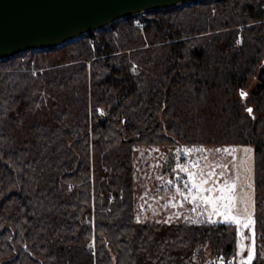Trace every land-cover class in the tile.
<instances>
[{
  "label": "trees",
  "instance_id": "16d2710c",
  "mask_svg": "<svg viewBox=\"0 0 264 264\" xmlns=\"http://www.w3.org/2000/svg\"><path fill=\"white\" fill-rule=\"evenodd\" d=\"M179 143L254 145L264 264V0L152 8L1 58L0 264L237 257L235 224L140 221L135 147Z\"/></svg>",
  "mask_w": 264,
  "mask_h": 264
},
{
  "label": "rangeland",
  "instance_id": "374dc122",
  "mask_svg": "<svg viewBox=\"0 0 264 264\" xmlns=\"http://www.w3.org/2000/svg\"><path fill=\"white\" fill-rule=\"evenodd\" d=\"M189 149H192V151L189 152ZM196 149L202 151L197 152ZM217 149L220 151L218 152ZM225 149L228 151H224ZM245 149L251 151L246 153ZM135 152L136 202L141 222L176 223L188 220H215L221 222L224 220L226 211H228L229 218H231L234 214L230 211L232 208L243 213L245 206L241 203V200L245 198L247 200V211L252 213L254 218L255 147L253 144L219 143L187 146L179 143L177 145H139L135 147ZM193 158L199 161L201 167H193ZM225 164L229 166L228 170L223 169ZM177 165H183L189 171H195L197 177L190 181L189 174L180 171ZM213 169L217 174L221 171L224 172V175L219 179L216 176L212 177V180L216 181L217 187H223L224 180H228L230 183L235 181L236 183L234 189L225 190L223 195L227 199L218 201L219 207H215L213 203L206 205L200 200L203 195H221L218 191L213 193L203 192V188L210 187L211 183L202 185L201 189L193 190L192 193H188L183 185L184 181H189V187H191V183L199 182L201 172L207 173ZM177 186H179L180 191L177 190ZM181 191L184 192V195H181ZM192 195L197 196L196 202L191 200ZM185 196L188 198L185 199ZM232 196H236L237 199L233 201ZM225 203L229 205L228 210L224 208ZM243 233L238 249L237 264H245L247 253L252 244V240L246 238L250 235L249 230L243 229ZM256 243L255 233V245Z\"/></svg>",
  "mask_w": 264,
  "mask_h": 264
},
{
  "label": "water",
  "instance_id": "95a60500",
  "mask_svg": "<svg viewBox=\"0 0 264 264\" xmlns=\"http://www.w3.org/2000/svg\"><path fill=\"white\" fill-rule=\"evenodd\" d=\"M198 0H0V59L62 45L120 18Z\"/></svg>",
  "mask_w": 264,
  "mask_h": 264
},
{
  "label": "snow or ice",
  "instance_id": "6c2138e0",
  "mask_svg": "<svg viewBox=\"0 0 264 264\" xmlns=\"http://www.w3.org/2000/svg\"><path fill=\"white\" fill-rule=\"evenodd\" d=\"M241 95L243 97V96L246 95V93L242 92ZM247 111L249 112V114H251L253 110L251 108H248ZM188 151L191 152L192 149H189ZM196 151L199 152V151H202V150L201 149H196ZM217 151L219 152L220 150L217 149ZM224 151H228V150L225 149ZM244 151L247 153V152H249L251 150L250 149H245ZM193 167H201L200 164H199V161L196 158H193ZM177 168L180 171L187 172L189 174V180L190 181L197 177V173L195 171H189V169L184 167L183 165H177ZM228 168H229V166L227 164L223 165V169L224 170H228ZM245 171H247V169H245ZM223 175H224L223 171H221L220 173L217 174L215 172V169H213L212 171H209L207 173L201 172L200 173V177L201 178H200L199 182L198 183H191V187H189V181H184L183 182L184 189H186L188 191V193H192L193 190L201 189L202 185H206V184L211 183L210 187L203 188V192H205V193H213L214 191H218L219 193H221V195H219V196L203 195V196L200 197V200L203 203H205L206 205L209 204V203H213L215 207H219L218 201H223V200L227 199L223 195L225 190L226 189H234L236 187L235 181L230 183L228 180H224L223 181V184H224L223 187H217L216 181L212 180V177L216 176L217 179H219ZM177 179H179V177H177ZM177 190L180 191L179 186H177ZM181 195H184L183 191H181ZM187 198L188 197L185 196V199H187ZM231 199L233 201H235L237 198H236V196H232ZM191 200L193 202H196L197 201V196L196 195H192L191 196ZM241 203H243L244 206H245L243 213H241L238 209L232 208V209H230V211L233 212L234 214L231 216V218H229L228 211H226L225 214H224V220L221 221V223H224V224H227V225L235 224L236 225V233L238 235H240V236L244 235V233L241 231V229H248L249 230L250 235H249V237H246V238H250L252 240V244L250 245V250L247 253V259H246L245 264H252V261L254 259V255H255V247H256V245H255V230H254L255 221H254V218H253V214L249 213L247 211V200H246V198L242 199ZM224 208L226 210L229 209L228 203L224 204ZM193 210H195V209H193ZM193 222L195 223L196 221H193ZM210 222L214 223V224L217 223V221H215V220H211Z\"/></svg>",
  "mask_w": 264,
  "mask_h": 264
},
{
  "label": "built area",
  "instance_id": "2783aa9c",
  "mask_svg": "<svg viewBox=\"0 0 264 264\" xmlns=\"http://www.w3.org/2000/svg\"><path fill=\"white\" fill-rule=\"evenodd\" d=\"M111 200L112 201L115 200L113 196H112ZM247 234H248V232H247ZM90 250L91 251H94L95 250L94 244H92L90 246ZM238 258L239 257L237 256V257H233V258L227 260L225 256H221V257H218V258H212L211 261H210V263L211 264H237L238 263Z\"/></svg>",
  "mask_w": 264,
  "mask_h": 264
},
{
  "label": "crops",
  "instance_id": "0c3cea01",
  "mask_svg": "<svg viewBox=\"0 0 264 264\" xmlns=\"http://www.w3.org/2000/svg\"><path fill=\"white\" fill-rule=\"evenodd\" d=\"M243 232V229L241 230ZM239 256V255H238ZM253 262V261H252Z\"/></svg>",
  "mask_w": 264,
  "mask_h": 264
}]
</instances>
